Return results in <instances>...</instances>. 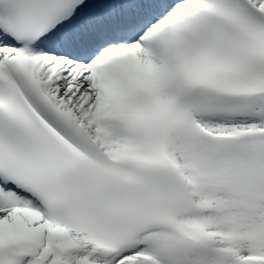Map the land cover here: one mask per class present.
Instances as JSON below:
<instances>
[{"label": "snow or ice", "instance_id": "1", "mask_svg": "<svg viewBox=\"0 0 264 264\" xmlns=\"http://www.w3.org/2000/svg\"><path fill=\"white\" fill-rule=\"evenodd\" d=\"M0 264H264V0H0Z\"/></svg>", "mask_w": 264, "mask_h": 264}]
</instances>
